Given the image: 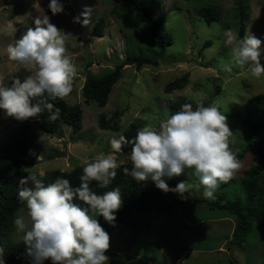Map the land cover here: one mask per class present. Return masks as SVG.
Returning <instances> with one entry per match:
<instances>
[{
	"label": "rangeland",
	"instance_id": "374dc122",
	"mask_svg": "<svg viewBox=\"0 0 264 264\" xmlns=\"http://www.w3.org/2000/svg\"><path fill=\"white\" fill-rule=\"evenodd\" d=\"M59 2L64 11L53 15L48 7L50 0H0V75L4 76L5 84L14 77L23 80L31 74L29 69L8 58L7 48L14 45L27 28L34 26L35 18L45 15L67 34L68 54L78 70L73 91L65 101L70 105L80 104L82 129L75 133L69 125L60 123L54 133L37 130L36 145L23 157L22 169L43 175L53 169L64 171L85 166L98 154L109 153L110 140L119 138L131 122L138 123L140 129L145 126L158 128L169 116L171 103L177 99L185 104L192 103L194 107L200 101H209L208 106L217 105L227 116L232 131L231 149L241 148L243 121L256 120V98L264 95V76L253 78L249 73L251 65L244 69L234 67L231 73L221 71L219 65L231 57V46L225 43L226 31L230 29L238 34L239 3L245 6V33L250 31L264 41V0H157L156 7L164 12V27L172 43L157 58L156 66L144 65L140 69L134 65L123 66L121 77L113 85L103 107L83 102L81 89L85 76L113 69L126 55L156 56L159 50L151 43L145 24L133 16L137 6H148L150 0ZM211 4L220 9L221 18L208 24L198 10ZM85 9L90 10L88 26L73 21L74 17L82 21L81 13ZM99 18H104L101 37L93 29ZM9 24L14 26V31H6ZM88 61L91 64L85 68ZM261 64H264V55ZM186 72L189 77L184 88L170 93L164 91L169 81ZM115 110L122 114L119 132L100 130V115H110ZM25 122L34 125L36 118L18 121L5 117L0 110V157L14 154L10 134ZM116 157L119 164L130 161V153L123 149ZM240 162L242 167L235 177L220 183L214 193L224 192L230 199L236 197L237 183L252 163L251 155L246 153ZM182 181L190 186L185 194L187 200L161 191L174 207L172 214L134 213L127 221L114 223V226L109 224L107 229L103 217H97L110 235V248L105 253L109 257L107 264H264V228L249 232V237L240 244L231 241L235 220L208 207L206 200L209 199L204 198L203 186L194 169ZM197 199L200 201H195ZM24 214L26 204L17 216ZM22 236L23 233L14 229L9 238L18 242L23 240Z\"/></svg>",
	"mask_w": 264,
	"mask_h": 264
},
{
	"label": "clouds",
	"instance_id": "9594fccd",
	"mask_svg": "<svg viewBox=\"0 0 264 264\" xmlns=\"http://www.w3.org/2000/svg\"><path fill=\"white\" fill-rule=\"evenodd\" d=\"M48 7L53 15L64 11L59 0H50ZM89 14L85 9L81 13L84 19L74 17L73 21L88 26ZM7 30L14 31V26L9 24ZM66 35L45 15L35 18L34 26L8 46V58L31 74L23 80L14 77L10 84H5L0 75V110L5 117L23 121L47 112L51 122L60 118L61 109L53 102L71 94L78 75L68 54ZM225 43L231 46V57L219 65L221 71L231 73L234 67L251 65L253 78L264 76V41L250 31L238 37L229 29ZM231 135L227 116L217 105L204 106L200 101L194 107L187 103L162 120L158 128H139L131 140L122 133L112 138L109 153H100L85 163L76 187L66 178L57 177L45 185L36 174L21 177V186L32 185L20 188L18 197L26 202V214L13 221L17 232L23 233L22 255L29 264H107L110 235L97 217L114 226L115 213L123 200L118 187L98 194L91 185L95 182L99 189L109 188L121 167L116 153L130 144L131 150L126 151L130 153L131 169L124 167L123 174L141 182L150 179L157 189L175 193L181 200L188 199L185 194L190 186L180 181L170 187L164 177L170 179L184 174L185 169H194L204 198L211 200L219 184L229 182L242 167L230 147ZM77 200L87 207H81ZM3 255L0 246V264H5Z\"/></svg>",
	"mask_w": 264,
	"mask_h": 264
},
{
	"label": "trees",
	"instance_id": "16d2710c",
	"mask_svg": "<svg viewBox=\"0 0 264 264\" xmlns=\"http://www.w3.org/2000/svg\"><path fill=\"white\" fill-rule=\"evenodd\" d=\"M156 4L157 0H150L148 6H137L133 10V16L139 23L145 24L149 31L151 43L158 48L159 51L155 52L156 56L126 55L125 60L115 64L113 69L105 73L87 74L81 89L85 104L95 103L98 107L105 106L113 85L121 77L123 66L134 65L137 69H140L144 65L156 66L158 64L157 58L163 55L166 46L172 43V38L164 27V12L159 10ZM156 8H158L157 11ZM238 11V37H243L246 17L243 3H239ZM198 14L208 24L212 20L221 18V11L215 4L200 8ZM103 27L104 18H99L93 26L98 37L103 35ZM206 44L210 45V42H206ZM90 64L91 61H88L85 64V68L89 67ZM188 77L189 74L186 72L178 78L169 81L165 85L164 91L170 93L184 88L187 85ZM12 79H9L6 84H10ZM53 103L55 107L61 109L60 118L51 122L48 120V113L45 112L36 118L34 125L27 122L22 123L12 130L10 134V141L14 146V154L0 157V246L4 248L3 259L5 264H29L28 258L22 255L24 252L23 240L14 242L9 237L10 233L15 229L14 219L26 204V202L19 199L18 192L21 187H32L31 183L21 186L19 180L21 177L33 174L22 169L21 165L25 163L23 157L28 150L36 145V131L54 133L58 130L60 123L69 125L75 133L83 127V114L80 104L70 105L65 99H58ZM203 103L204 106H208L209 101H204ZM184 104L183 100H174L170 105L169 115L180 110ZM254 114L256 120L245 119L243 121L242 146L237 151L233 150L237 153L239 160L246 153H249L252 159V163L237 183L238 192L236 197L230 199L227 198L224 192H221L218 194L214 193L216 196L214 200H206L210 209L222 211L235 220V227L232 231L233 239L231 241H235L237 244L244 242L249 237V232L251 234L260 230V228H264V95L257 96ZM121 118L122 114L118 110H115L110 115H100L98 128L104 131L119 132ZM138 130V123L131 122L122 134L126 139L131 140ZM124 149L130 151L131 145L126 144ZM120 165L121 167L117 169V175L109 188L99 189L96 187L95 182L91 185L92 189L98 194L116 187L120 189L123 204L115 213V223L127 221L134 213L141 214L150 211L164 214L173 213L174 207L150 179L141 182L123 174L124 167L131 169V161ZM83 167L74 166L72 169L64 171L53 169L43 175H36L43 180L45 185L54 182L57 177H60L68 179L76 187L80 183L79 177L82 174ZM191 170L185 169V173L180 176H174L170 179L164 177V179L166 183L176 185L184 180ZM195 201L198 202L200 200L197 199ZM76 202L81 207H87L81 201L77 200ZM108 227L109 224L107 223L106 229ZM45 264H50V261H45ZM231 264L234 263L231 262Z\"/></svg>",
	"mask_w": 264,
	"mask_h": 264
}]
</instances>
